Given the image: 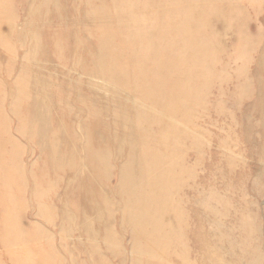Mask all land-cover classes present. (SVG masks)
Here are the masks:
<instances>
[{"label":"rangeland","instance_id":"obj_1","mask_svg":"<svg viewBox=\"0 0 264 264\" xmlns=\"http://www.w3.org/2000/svg\"><path fill=\"white\" fill-rule=\"evenodd\" d=\"M0 1V37L3 36L0 40V191H2L0 193L1 198H5L4 201L0 198L2 200V202L0 200V264H109L108 261L110 264H135V261L137 264H149L151 261L153 262L150 264H264V0ZM203 19L204 21H202ZM139 21L140 23H137ZM49 33L50 36H47ZM66 34L69 42L66 40ZM53 36H55V40ZM48 37L52 41L49 42ZM50 43H53L54 47ZM62 59L63 61H61ZM101 67L104 68L102 73H100ZM111 69L121 75L117 83L109 78L112 74ZM28 70L30 71L28 72ZM167 70L168 72H166ZM110 81L115 87L111 88L107 85L110 84ZM127 81L128 83H126ZM121 84L124 88L129 85L127 88L130 89L123 90V87H118ZM18 89H23L27 93L23 90L17 91ZM22 92L26 94H22ZM118 93L120 94L118 95ZM121 93L123 94L121 95ZM29 94L32 95L29 96ZM37 95H39L38 98L43 97L41 101H36ZM141 95L144 100L142 97L140 99ZM31 97L35 99L31 100ZM145 98L148 99V102ZM18 100L21 103L18 104ZM30 101L35 103L34 106ZM62 101L64 102L62 103ZM39 103L42 105L40 106ZM43 103L44 105L47 103V105L42 110L39 109L44 112L40 114L36 105L41 108L44 107ZM111 104L113 105L111 106ZM15 105H19L18 108ZM258 106H261V109ZM161 107H164V110H161ZM19 108H21L20 111ZM35 109L39 112L36 113ZM44 110H50L49 112L52 113L49 116L48 112ZM30 111L32 113H29ZM46 113L49 118L45 115ZM30 114L31 116L34 114V116L31 117ZM38 114L41 115L39 117L41 119L38 118ZM43 114L47 118H44ZM121 116L123 118L120 120ZM35 117L39 119V122L38 119H33L34 122L30 121ZM130 117L132 119L128 120ZM137 117L141 120H138ZM147 117H149L148 121ZM43 119H47L46 123ZM48 119L51 123H47ZM35 122L36 124H34ZM135 122L140 123L139 126ZM46 124L50 125L46 127ZM117 125H120L119 129ZM171 125L172 127H170ZM42 127L44 132H42ZM56 127H59L60 139L58 136V140H55L57 139L55 136L58 135ZM47 128L48 130H46ZM29 129L33 131L32 134ZM66 130L69 134L65 133ZM106 130H109L108 133ZM40 131L41 134H39ZM114 131L117 135L114 134ZM82 133H84L83 137L80 136ZM61 134L64 137L66 134V137H63L64 140ZM113 135L118 136L114 139L115 141ZM34 137L38 139L34 140ZM67 138L70 140L68 141ZM79 138H81V142ZM120 138L122 142L119 143ZM54 140L55 143H53ZM37 142H40L41 145ZM59 142H61L60 145ZM143 142H147V144ZM67 143L69 144L68 148L65 147ZM75 143L76 146H74ZM113 143L120 145L118 144L119 146L116 148ZM50 145L53 147L51 148ZM49 146L51 150L55 149L54 152L47 149ZM165 147L166 149H164ZM117 149L119 153L116 155ZM126 151L132 152L130 155L128 154V159ZM70 152L77 156L76 160H73L75 156ZM88 152H90L89 158L87 157ZM141 152H143L142 155ZM51 153L50 157L47 156ZM69 154L72 155V160ZM53 155L55 156L53 157ZM62 156L64 159L61 158ZM101 156H104V159ZM86 157L87 159H85ZM96 157L102 158V161ZM181 157L184 160L181 161ZM51 158L52 161L54 160L53 162ZM68 159L76 163H70L71 161ZM92 159L93 161L96 159L95 162ZM108 160L112 162L107 164ZM129 160L130 164L126 166ZM97 161L99 162L97 163ZM121 161H125V163H121ZM112 163L113 167H111ZM66 164L68 167H72H70L71 170L66 168ZM123 164L125 167L132 165V169L124 167L125 170L121 167ZM150 164L152 165L150 166ZM74 165L77 166L74 167ZM107 165L110 169L106 171L104 169L107 168ZM56 166L57 170H55ZM169 168L172 169L169 170ZM40 169L42 170L40 171ZM44 169L45 174H43ZM66 170L67 172H65ZM49 172L54 174L51 175ZM99 172L101 173L100 180ZM167 172L177 173V176L170 173L169 176H166ZM87 173L89 178H87ZM161 173L165 175L160 176ZM42 174L44 177L47 175V180H44V177L41 180ZM137 175H140L141 178ZM23 176L24 178H22ZM50 176L53 178L52 180ZM153 176L162 178L159 181L160 178L155 180ZM179 177H182L180 182L178 181ZM35 178L41 181H37ZM170 178L174 179L175 184L174 181L171 183ZM34 179L36 182L33 183ZM68 179L72 180L71 185L73 184V186H70ZM93 180L94 183H97L94 184ZM144 180L146 183L142 184L141 182ZM154 180L156 183L153 182ZM130 182H133V185ZM44 183L45 187H43ZM134 183L136 189L141 188L142 195H144H141L138 201H131L130 197L131 193L135 191ZM97 184H99V189H96L98 188ZM156 184L158 185L156 186ZM113 188H116V191ZM128 188L131 193L127 197ZM149 189H153L152 191L155 193L153 195L157 196L156 199L148 200L149 197H154L152 191L147 192ZM54 192H56L55 195ZM2 193L6 194L2 196ZM67 193H69L68 197ZM9 194L14 198L8 197ZM36 194L39 195V198ZM59 196L62 199L58 198ZM124 199L125 201L127 199L128 202H125ZM37 200L42 201L44 206H41L42 202ZM113 200L120 202L116 203ZM147 201H151L150 204ZM167 201L169 202L167 203ZM123 202L125 205H122ZM132 202H134V208L137 209L136 212L138 210L145 211L142 208H146V213L149 209L150 213H146L149 216L146 218L142 213V218L135 219L136 217L131 213L132 208H130L133 207ZM140 202L143 204L141 205ZM36 203H39L40 206ZM164 203L169 205L163 207ZM46 204L48 205L46 206ZM104 206H109V208L106 209ZM119 206L122 207L119 208ZM43 207L46 209L44 210ZM225 207L229 208V212ZM155 208L157 209L155 210ZM123 209L126 211L123 212ZM181 209H185L184 212ZM114 210L115 213L110 212ZM174 210H179V212L175 214ZM109 212L114 217V221L108 215ZM44 213L46 216H43ZM130 213V221L135 219L134 223L129 222L127 218ZM170 213L172 215H169ZM183 213L185 214L183 215ZM178 214L181 216L179 217ZM48 215L52 217L51 222H49ZM176 215L178 219L175 217ZM13 216L16 219H11ZM65 219H69L68 224ZM172 220L175 221H173L175 224L170 223ZM247 220L251 221L247 222ZM105 221L111 223V226L106 223L107 227L109 226L107 230H103L106 227ZM245 221L250 223V226ZM113 222L114 224H112ZM131 223L135 224L134 227ZM169 224H173L174 227L172 228ZM88 225L92 226H89L90 230L87 229ZM78 226H84L87 232H83V227L80 229ZM135 226H137V231ZM110 227L113 228V231ZM130 228L132 232H130ZM251 228L254 230H249ZM109 229L112 234H110V239L115 236L116 243L113 241L114 239L110 241L109 236L105 237L107 234L109 235ZM124 229L126 230L124 231ZM91 230L94 237L88 234ZM245 230L248 232H243ZM148 233L149 235H147ZM103 234L105 235L102 236ZM248 234L250 235L248 236ZM178 236L181 243H178ZM161 237L169 238V240H163ZM183 238L185 243L182 244ZM153 239L160 243L153 242L155 245L151 244ZM161 241H165V244L164 242L161 244ZM186 242L189 244L188 248ZM131 244L135 247H132ZM157 244L158 247H156ZM229 245H233L232 249L235 246L236 248L231 250ZM94 246L100 249H96ZM159 248L161 249L159 250ZM94 249L96 250L94 251ZM101 253L103 258L99 255Z\"/></svg>","mask_w":264,"mask_h":264},{"label":"bare ground","instance_id":"obj_2","mask_svg":"<svg viewBox=\"0 0 264 264\" xmlns=\"http://www.w3.org/2000/svg\"><path fill=\"white\" fill-rule=\"evenodd\" d=\"M2 1H3V0H2ZM0 2H1V1H0ZM97 2H98V1H97ZM132 2H133V1H132ZM139 2H141V0H140ZM137 3H138V2H137ZM99 6H100V4H99ZM162 7H163V6H162ZM186 8H187V7H186ZM55 9H57V8H55ZM114 9H115V8H114ZM179 9H180V8H179ZM179 9H178V10H179ZM187 9H188V8H187ZM137 10H138V9H137ZM143 10H144V9H143ZM128 11H130V10H128ZM131 11H132V10H131ZM196 11H197V10H196ZM71 12H72V11H71ZM118 12H120V11H118ZM121 12H122V11H121ZM212 12H213V11H212ZM114 13H115V12H114ZM123 13H124V11H123ZM129 13H130V12H129ZM195 13H196V12H195ZM132 14H133V13H132ZM134 14H135V13H134ZM138 14H139V13H138ZM143 14H144V12H143ZM123 15H124V14H123ZM128 15H129V14H128ZM147 15H150V14H147ZM64 16H65V15H64ZM70 16H71V15H70ZM126 16H127V15H126ZM129 16H131V15H129ZM136 16H137V15H136ZM222 16H223V15H222ZM71 17H72V16H71ZM140 17H141V16H140ZM156 17H157V16H156ZM159 17H160V16H159ZM178 17H179V16H178ZM123 18H125V17H123ZM131 18H132V17H131ZM92 19H93V18H92ZM125 19H126V18H125ZM125 19H124V20H125ZM128 19H129V18H128ZM132 19H133V18H132ZM132 19H131V20H132ZM135 19H136V17H135ZM139 19H140V18H139ZM153 19H154V18H153ZM178 19H179V18H178ZM50 20H51V19H50ZM54 20H55V19H54ZM137 20H138V19H137ZM171 20H172V19H171ZM45 21H46V20H45ZM63 21L65 22V19H64ZM165 21H166V20H165ZM198 21H199V20H198ZM202 21H204V19H203ZM57 22H58V21H57ZM147 22H148V21H147ZM181 22H182V21H181ZM134 23H135V22H134ZM134 23H133V24H134ZM137 23H140V21L137 22ZM137 23H136V24H137ZM64 24H65V23H64ZM64 24H62V25H64ZM92 24H93V22H92ZM133 24H132V25H133ZM141 24H142V23H141ZM155 24H156V23H155ZM55 25H56V24H55ZM58 25H59V24H57V26H58ZM197 25H198V24H197ZM53 26H54V25H53ZM57 26H56V27H57ZM69 26H70V25H69ZM182 26H183V24H182ZM61 27H62V26H61ZM143 27H145V26H143ZM176 27H177V26H176ZM185 27H186V25H185ZM58 28H59V26H58ZM99 28H100V27H99ZM192 28H193V27H192ZM59 29H60V28H59ZM63 29H64V26H63ZM95 29H96V28H95ZM182 29H183V28H182ZM48 30H49V29H48ZM60 31H61V30H60ZM64 31H65V30H64ZM168 31H169V30H168ZM188 32H189V31H188ZM99 34H100V33H99ZM189 34H190V33H189ZM189 34H187V35H189ZM66 35H67V34H66ZM177 35H178V34H177ZM0 36H1V35H0ZM47 36H50V33H49V35L47 34ZM194 36H195V35H194ZM2 37H3V36H2ZM2 37H0V40H2ZM53 37H54L53 39L55 40V36H53ZM62 37H64V36L62 35ZM66 37H67L66 40L68 41V40H69L68 35H67ZM69 37H70V36H69ZM157 37H158V36H157ZM234 37H236V36H234ZM29 38H30V37H29ZM48 38H49V37H48ZM186 39H187V38H186ZM189 39H190V38H189ZM48 40H49V42L52 41V40H50V38H49ZM226 40H227V39H226ZM29 42H30V41H29ZM43 42H44V41H43ZM49 42H48V43H49ZM68 42H69V41H68ZM166 42H167V41H166ZM44 43H45V42H44ZM48 43H47V44H48ZM195 43H196V42H195ZM50 44L53 45V43H50ZM171 44H172V43H171ZM176 44H177V43H176ZM182 44H183V43H182ZM184 44H185V42H184ZM28 45H29V44H28ZM30 45H31V44H30ZM67 45H68V44H67ZM69 45H70V44H69ZM165 45H167V44H165ZM197 45H198V44H197ZM48 46H49V45H47V47H48ZM192 46H193V45H192ZM194 46H195V45H194ZM246 46H247V44H246ZM53 47H54V45H53ZM164 47H165V46H164ZM30 48H31V47H30ZM48 48H49V47H48ZM216 49H218V48H216ZM27 50H28V49H27ZM45 50H47V49H45ZM48 50H49V49H48ZM52 51H54L53 48H52ZM165 51H166V50H165ZM219 51H220V50H219ZM27 52H29V50H28ZM31 52H32V51H31ZM44 52H45V51H44ZM48 52H49V51H48ZM58 52H59V51H58ZM182 52H184V51L182 50ZM41 53H43V51H41ZM64 53H66V52H64ZM44 54H45V53H44ZM58 54H59V53H58ZM60 54H61V53H60ZM66 54H67V53H66ZM214 54H215V53H214ZM36 55H37V54H36ZM45 55H46V54H45ZM54 55H55V54H54ZM61 55H62V54H61ZM59 56H60V55H59ZM67 56H68V54H67ZM65 57H66V56H65ZM68 57H69V56H68ZM41 58H43V57H41ZM51 58H53V57H51ZM55 58H56V57H55ZM63 58H64V57H63ZM195 58H196V57H195ZM32 59H33V58H32ZM46 59H47V57H46ZM59 59H60V58H59ZM43 60H44V59H43ZM48 60H49V59H48ZM57 60H58V59H57ZM66 60H67V57H66ZM203 60H204V62H205V59H204V58H203ZM34 61H35V60H34ZM61 61H63V59H62ZM61 61H60V62H61ZM217 61H218V60H217ZM37 62H38V61H37ZM43 62H44V61H43ZM57 62H58V61H57ZM170 62H171V61H170ZM63 63H64V62H63ZM206 63H207V62H206ZM212 63H213V62H212ZM206 65H207V64H206ZM215 65H216V64H215ZM162 67H163V66H162ZM204 68H205V67H204ZM207 68H208V67H207ZM162 69H163V68H162ZM162 69H161V70H162ZM167 69H168V68H167ZM208 69H209V68H208ZM103 70H104V68L101 67V68H100V73H102ZM29 71H30V70H28V72H29ZM111 72H112V74H111V76H110L109 78H110L112 81H114V83H117L118 80H119V78H121V75L117 74V72H116L115 70H113V69H111ZM166 72H168V70H167ZM210 72H211V71H210ZM222 74H223V73H222ZM161 76H162V74H161ZM220 76H221V75H220ZM201 77H202V76H201ZM70 78H71V77H70ZM109 78H108V79H109ZM211 78H212V77H211ZM110 79H109V80H110ZM202 79H203V77H202ZM209 79H210V78H209ZM241 79H242V78H241ZM127 80H128V78H127ZM160 80H161V79H160ZM211 80H212V79H211ZM208 81H209V80H208ZM208 81H207V82H208ZM62 82H63V81H62ZM64 82H65V81H64ZM86 82H87V81H86ZM88 82H89V81H88ZM124 82H125V81H124ZM126 83H128V81H127ZM158 83H159V82H158ZM65 84H66V83H65ZM123 84H124V83H123ZM123 84H121V86H118V85H117V86L121 88V87H123V86H122ZM129 84H130V83H129ZM63 85H64V84H63ZM107 85H108L109 87H111V88L115 87L111 81H110V84H107ZM110 85H112V86H110ZM115 85H116V84H115ZM158 85H159V84H158ZM208 85H209V84H208ZM89 86H90V85H89ZM127 86L129 87V85H127ZM127 86H126L125 88L123 87V90H124V89H125V91H126V90H129L130 88H127ZM130 86H131V85H130ZM159 86H160V85H159ZM21 88H22V87H21ZM66 88H67V86H66ZM66 88H65V89H66ZM72 88H74V87L72 86ZM87 88H88V87H87ZM62 89H63V87H62ZM65 89H64V91H66ZM116 89H117V88H116ZM21 90H23V89H21ZM21 90L18 89L17 91H21ZM72 90H73V89H72ZM88 90H91V89H88ZM186 90H187V87H186ZM204 90H205V88H204ZM256 90H257V89H256ZM23 91H25V90H23ZM25 92H26V91H25ZM134 92H135V91H134ZM178 92H179V91H178ZM23 93H24V92H22V94H23ZM26 93H27V92H26ZM26 93H24V94H26ZM67 93H68V92H67ZM127 93H128V92H127ZM129 93H130V92H129ZM144 93H145V92H144ZM186 93H187V92H186ZM255 93H256V92H255ZM82 94H84V93H82ZM115 94H116V93H115ZM119 94H120V93H118V95H119ZM122 94H123V93H121V95H122ZM139 94H140V93H139ZM176 94H177V93H176ZM31 95H32V94H31ZM31 95L29 94V96H31ZM33 95H34V94H33ZM42 95H43V94H42ZM42 95H41V96H42ZM46 95H47V94H46ZM91 95H92V94H91ZM96 95H97V94H96ZM121 95H120V96H121ZM137 95H138V94L136 93V96H137ZM144 95H145V94H144ZM144 95H143V96H144ZM186 95H187V94H186ZM204 95H205V94H204ZM207 95H208V94H207ZM209 95H211L210 92H209ZM34 96H35V95H34ZM34 96H33V97H34ZM38 96H39V95H37V98H38ZM64 96H65V95H64ZM45 97H46V96H45ZM91 97H95V96H91ZM121 97H123V96H121ZM141 97H142V95L140 96V99H141ZM151 97H152V96H151ZM162 97H163V96H162ZM186 97H188V96H186ZM189 97H190V96H189ZM31 98H32V97H31ZM42 98H43V97H42ZM42 98H38V99H36V101H37V100H40V101H41ZM49 98L52 99L51 97H49ZM71 98H72V95H71ZM71 98H70V99H71ZM98 98H99V97H98ZM100 98H101V97H100ZM100 98H99V99H100ZM124 98H125V97H124ZM134 98H135V97H134ZM136 98L138 99L139 97H136ZM192 98H193V97H192ZM21 99H22V98H21ZM33 99H35V98H32L31 100H33ZM44 99H45V98H44ZM46 99H47V98H46ZM64 99H65V98H64ZM66 99H67V98H66ZM125 99H127V98H125ZM140 99H139V100H140ZM142 99L144 100L143 97H142ZM145 99H146V98H145ZM207 99H208V98H207ZM147 100H148V99H146V102H148ZM162 100H163V98H162ZM162 100H161V101H162ZM233 100H234V99H233ZM259 100H260V98H259ZM40 101H39V102H40ZM43 101H44V100H43ZM48 101L50 102V100H47V102H48ZM51 101H52V100H51ZM67 101H68V100H67ZM69 101H70V100H69ZM87 101H88V100H87ZM149 101H150V100H149ZM159 101H160V100H159ZM161 101H160V102H161ZM203 101H204V100H203ZM248 101H249V100H248ZM250 101H251V100H250ZM30 102H31V101H30ZM33 102H35V101H33ZM37 102H38V101H37ZM63 102H64V101H62V103H63ZM93 102H94V100H93ZM151 102H153V100H151ZM151 102H150V103H151ZM155 102H157V101H155ZM252 102H253V101H252ZM19 103H21L20 100H18V104H19ZM98 103H99V102H98ZM234 103H236V102H234ZM258 103H261V102H258ZM32 104H33V106H34L35 103H32V102H31V105H32ZM71 104H72V103H71ZM133 104H134V103H133ZM155 104H157V103H155ZM159 104H160V103H159ZM261 104H262V103H261ZM22 105H23V104H22ZM31 105H30V106H31ZM39 105H40V103H39ZM39 105H38V107H37V105H36V108H37L38 110H39V109L42 110V108H45V107H46L45 105H47V103H45V105H44V103H43L44 107H41V108L39 107ZM41 105H42V104H41ZM41 105H40V106H41ZM48 105H49V104H48ZM72 105H73V104H72ZM87 105H88V104H87ZM93 105H94V104H93ZM100 105H101V104H100ZM112 105H113V104H111V106H112ZM165 105H166V104H165ZM171 105H172V104H171ZM244 105H245V104H244ZM248 105H250V104H248ZM251 105H252V104H251ZM255 105H256V104H255ZM257 105H258V104H257ZM18 106H19V105H18ZM18 106L15 105L16 108H18ZM95 106H97V105H95ZM101 106H102V105H101ZM117 106H118V105H117ZM136 106H137V104H136ZM157 106H159V105H157ZM167 106H168V105H167ZM65 107H67V106H65ZM98 107H99V106H98ZM132 107H134V106H132ZM144 107L146 108V106H144ZM144 107H143V108H144ZM185 107H186V106H185ZM250 107H252V106H250ZM258 107H260V109H261V106H258ZM16 108H15V109H16ZM47 108L49 109V107H47ZM63 108H64V107H63ZM71 108H72V107H71ZM107 108H108V106H107ZM172 108H174V107H172ZM218 108H219V107H218ZM247 108H248V106H247ZM20 109H21V108H19L18 110L20 111ZM33 109H34V107H33ZM33 109H32V110H33ZM37 109H35V112L37 113V112L40 111V114H42L41 112H43V111H41V110L38 111ZM74 109H75V108H74ZM102 109H103V108H102ZM108 109H109V108H108ZM146 109H147V108H146ZM148 109H149V108H148ZM165 109H166V107H165ZM183 109H184V108H183ZM185 109H186V108H185ZM187 109H188V108H187ZM258 109H259V108H258ZM36 110H37V111H36ZM75 110H76V109H75ZM75 110H73V111H75ZM77 110H78V109H77ZM87 110H88V109H87ZM106 110H107V109H106ZM136 110H137V109H136ZM161 110H164V107H163V108L161 107ZM19 111H18V112H19ZM44 111H45V112H48L49 116H50V113H52V112H49L50 110H49V111H48V110H47V111L44 110ZM62 111H63V110H62ZM70 111H71V110H70ZM121 111H122V110H121ZM123 111H124V110H123ZM138 111H140V110H138ZM149 111L152 112V110H149ZM171 111H172V110H171ZM254 111H255V110H254ZM15 112H17V111H15ZM66 112H67V111H66ZM78 112H79V111H78ZM126 112H127V111H126ZM166 112H167V111H166ZM261 112H262V111H261ZM261 112H260V113H261ZM29 113H32V112L30 111ZM33 113H34V112H33ZM36 113H35V114H36ZM43 113H44V112H43ZM67 113H68V112H67ZM75 113H76V112H75ZM112 113H113V112H112ZM142 113H144V112H142ZM142 113H141V114H142ZM153 113H154V112H153ZM168 113H170V112H168ZM180 113H181V112H180ZM183 113H184V112H183ZM219 113H220V112H219ZM263 113H264V110H263ZM263 113H262V114H263ZM26 114H27V113H26ZM61 114H62V112H61ZM63 114H64V111H63ZM105 114H107V113H105ZM119 114H120V113H119ZM122 114H123V113H121V115H122ZM144 114H145V113H144ZM176 114H177V113H176ZM253 114H254V113H253ZM20 115H21V114H20ZM38 115H39V114H38ZM43 115H44V114H43ZM45 115L47 116V113H46ZM45 115L43 116L44 118L46 117ZM79 115H80V114H79ZM123 115H124V114H123ZM151 115H152V113H151ZM222 115H223V114H222ZM30 116H31V114H30ZM32 116H34V114H32ZM32 116H31V117H32ZM35 116L37 117V115H35ZM40 116H41V115H39L38 118H39ZM65 116H66V114H65ZM75 116H77V115H75ZM119 116H120V115H119ZM140 116H141V115H140ZM147 116H148V115H147ZM180 116H181V115H180ZM194 116H195V115H194ZM31 117H30V118H31ZM36 117H35V118H32L30 121H33V119H38V118H36ZM47 117H48V116H47ZM47 117H46V118H47ZM62 117H63V116H62ZM68 117H69V116H68ZM77 117H78V116H77ZM131 117H132V116H131ZM131 117H130V119H128V120H131V119H132ZM150 117H151V116H150ZM48 118H49V117H48ZM60 118H61V117H60ZM69 118H70V117H69ZM96 118H97V117H96ZM121 118H123V117L121 116V117H120V120H121ZM137 118H138V117H137ZM147 118H148V119H146V120L148 121V120H149V117H147ZM151 118H153V117H151ZM39 119H41V118H39ZM39 119H38V122H39ZM61 119H62V118H61ZM75 119H76V118H75ZM80 119H81V117H80ZM180 119H181V117H180ZM46 120H47V119H46ZM46 120L43 119L44 122H45ZM62 120H63V119H62ZM62 120H61V121H62ZM138 120H141V119L138 118ZM187 120H188V119H187ZM35 121H37V120H35ZM40 121H42V120H40ZM95 121H96V120H95ZM132 121H133V120H132ZM136 121H137V120H136ZM33 122H34V121H33ZM48 122H49V119H48L47 123H48ZM57 122H58V121H57ZM77 122H78V121H77ZM81 122H82V124H84L82 120H81ZM87 122H89V121H87ZM137 122H138V121H137ZM137 122H135V123L138 124ZM139 122H140V121H139ZM141 122H142V121H141ZM164 122H165V121H164ZM45 123H46V122H45ZM49 123H51V121H50ZM55 123H56V122H55ZM61 123H62V122H61ZM120 123H121V122H120ZM142 123H143V122H142ZM142 123H141V124H142ZM151 123H152V121H151ZM165 123H166V122H165ZM34 124H36V122H35ZM34 124H33V125H34ZM97 124H98V123H97ZM121 124H122V123H121ZM130 124H131V123H130ZM132 124H133V123H132ZM136 124H135V125H136ZM139 124H140V123H139ZM139 124H138V126H139ZM145 124H146V123H145ZM33 125H31L32 128L35 126V125H34V126H33ZM46 125H47V124H46ZM48 125H50V124H48ZM48 125H47L46 127H48ZM56 125H57V124H56ZM56 125H55V126H56ZM63 125H64V124H63ZM63 125H62V126H63ZM75 125H77V124H75ZM80 125H81V124H80ZM99 125H100V124H99ZM169 125H170V124H169ZM64 126H65V125H64ZM78 126H79V124H78ZM78 126H77V127H78ZM87 126H88V125H87ZM90 126H91V125H90ZM100 126H101V125H100ZM117 126H118L117 128L119 129V126H120V125H117ZM132 126H133V125H132ZM132 126H131V127H132ZM136 126H137V125H136ZM166 126H167V125H166ZM43 127H45V126H43ZM43 127H42V129H43L42 132H44V128H43ZM59 127H60V126H59ZM59 127H58V128H59ZM65 127H66V126H65ZM73 127H74V126H73ZM77 127H76V128H77ZM85 127H86V126H85ZM94 127H95V126H94ZM96 127H97V126H96ZM129 127H130V126H129ZM140 127H141V126H140ZM140 127H139V128H140ZM146 127H147V126H146ZM170 127H172V125H171ZM170 127H169V128H170ZM28 128H29V127H28ZM58 128L56 127L55 129H58ZM63 128H64V127H63ZM71 128H72V127H71ZM81 128H82V126H81ZM81 128H80V129H81ZM101 128H102V126H101ZM139 128H137V129H139ZM30 129H31V127H30ZM30 129H29V131H30V133L32 134L33 131L30 130ZM33 129L36 130V128H33ZM42 129H41V130H42ZM60 129H61V128H60ZM64 129H65V128H64ZM64 129H63V130H64ZM66 129H67V128H66ZM73 129H74V128H73ZM80 129H79V130H80ZM122 129H123V127H122ZM124 129H125V128H124ZM127 129H128V128H127ZM164 129H165V126H164ZM38 130H39V129H38V127H37V131H36L37 134H38ZM46 130H48V128H47ZM49 130H50V129H49ZM63 130H62V132H63ZM71 130H72V129H71ZM77 130H78V128H77ZM82 130H83V128H82ZM101 130H102V129H101ZM113 130H114V129H113ZM134 130H135V128H134ZM26 131H28V130H26ZM29 131H28V133H29ZM50 131H51V130H50ZM74 131H75V130H74ZM80 131H81V130H80ZM80 131H79V132H80ZM84 131H85V130H84ZM106 131H107V133H108L109 130H106ZM106 131H105V134H106ZM119 131H121V130H119ZM124 131H126V130H124ZM143 131H144V129H143ZM179 131H180V130H179ZM247 131H248V130H247ZM56 132H58V135L55 136V135L57 134V133H56L54 136L57 138V139H55V140H58L59 129H58ZM64 132H65V131H64ZM151 132H152V130H151ZM181 132H182V131H181ZM45 133H46V132H45ZM65 133H68V131L66 130ZM80 133H81V132H80ZM84 133H85V132H84ZM84 133H82L80 136H82V135L84 136ZM118 133H119V132H118ZM121 133H122V132H121ZM138 133H139V132H138ZM33 134H34V133H33ZM39 134H41V131H40ZM62 134H63V133H62ZM62 134H61V136H62ZM68 134H69V133H68ZM77 134H78V133H77ZM86 134H87V133H86ZM110 134H111V133H110ZM114 134H116L115 131H114ZM150 134H151V133H150ZM168 134H169V132H168ZM231 134H232V133H231ZM34 135H35V134H34ZM47 135H48V134H47ZM49 135H51V134H49ZM49 135H48V136H49ZM63 135H64V134H63ZM78 135H79V134H78ZM94 135H95V134H94ZM108 135H109V134H108ZM108 135H107V136H108ZM116 135H117V134H116ZM145 135H146V134H145ZM250 135H251V133H250ZM32 136H33V135H32ZM37 136H39V135H37ZM67 136H68V135H67ZM76 136H77V135H76ZM83 136H82V137H83ZM113 136H114V135H113ZM118 136H119V134H118ZM118 136H117V137H118ZM122 136H125V135H122ZM137 136H139V135L137 134ZM140 136H141V135H140ZM147 136H148V135H147ZM149 136H150V135H149ZM149 136H148V137H149ZM151 136H152V135H151ZM231 136H232V135H231ZM46 137H47V136H46ZM63 137H64V136H62V139L64 140V138L66 137V134H65V137H64V138H63ZM70 137H71V136H70ZM85 137H87V136H85ZM97 137H98V136H97ZM117 137L114 136L113 140L116 139ZM128 137H129V135H128ZM135 137H136V134H135ZM162 137H163V136H162ZM168 137H169V136H168ZM34 138H35V137H34ZM47 138H49V137H47ZM51 138H52V137H51ZM51 138H50V139H51ZM68 138H69V137H68ZM68 138H67V140H68ZM123 138H124V137H123ZM126 138H127V137H126ZM126 138H125V139H126ZM138 138H139V137H138ZM141 138H142V137H141ZM154 138L157 139V137H154ZM154 138H153V140H154ZM229 138H230V137H229ZM32 139H33V138H32ZM36 139H38V138H35L34 140H36ZM39 139L42 141L41 137H39ZM52 139H53V138H52ZM59 139H60V136H59ZM62 139H61V140H62ZM79 139H80V142H81V138H79ZM96 139H97V138H96ZM96 139H95V140H96ZM109 139H110V138H109ZM231 139H232V138H231ZM231 139H230V140H231ZM235 139H236V138H235ZM34 140H33V141H34ZM40 140H38V141H40ZM48 140H49V139H48ZM55 140H54V142H53V141H49V142H53V143H55ZM69 140H70V139H69ZM69 140H68V141H69ZM82 140H85V139L82 138ZM129 140H130V139H129ZM153 140H152V141H153ZM158 140H159V139H158ZM160 140H161V138H160ZM164 140H165V139H164ZM171 140H172V139H171ZM171 140H170V141H171ZM232 140H233V139H232ZM31 141H32V140H31ZM41 141H40V142H41ZM68 141H64V142H68ZM74 141H75V139H74ZM114 141H115V140H114ZM118 141H119V143L122 142L121 138H120V140H118ZM130 141H131V140H130ZM143 141H144V140H143ZM154 141H155V140H154ZM156 141H157V140H156ZM35 142H36V141H35ZM40 142H37V143L40 144ZM45 142H46V140H45ZM61 142H62V141H61ZM61 142H59V145H60ZM127 142H128V141H127ZM141 142H142V141H141ZM150 142H151V141H150ZM234 142H235V141H234ZM234 142H233V144H234ZM53 143H52V144H53ZM72 143H73V142H72ZM78 143H79V142H78ZM92 143H93V142H92ZM108 143H109V142H108ZM119 143H118V144H119ZM125 143H126V142H125ZM125 143H124V144H125ZM128 143H129V142H128ZM138 143L140 144V142H138ZM143 143L147 144V142H143ZM156 143H157V142H156ZM160 143H161V142H160ZM39 144H38V145H39ZM49 144H51V143H49ZM82 144H83V143H82ZM105 144H106V143H105ZM109 144H110V143H109ZM113 144H115V143H113ZM118 144H115L114 146H116V148H118V146L120 145V144H119V145H118ZM131 144H132V143H131ZM153 144H154V143H153ZM157 144H158V143H157ZM260 144H261V143H260ZM260 144H259V145H260ZM262 144H263V143H262ZM1 145H2V144H1ZM40 145H41V144H40ZM53 145H54V144H53ZM62 145H63V142H62ZM68 145H69V144L67 143L65 147L68 148V147H69ZM94 145H95V142H94ZM107 145H108V144H107ZM127 145H128V144H127ZM148 145H149V144H148ZM45 146H46V145H45ZM50 146H51V148L53 147L52 145H50ZM50 146H49L48 148H47V147H46V148L49 150V149H50ZM74 146H76V143H75ZM82 146H83V145H82ZM92 146H93V144H92ZM122 146H123V145H122ZM262 146H263V145H262ZM262 146H261V147H262ZM43 147H44V146H43ZM43 147H41V148H43ZM54 147H55V146H54ZM80 147H81V146H80ZM128 147H129V146H128ZM156 147H157V146H156ZM179 147H180V146H179ZM58 148L60 149V147H58ZM87 148H88V147H87ZM130 148H132V147H130ZM149 148H150V147H149ZM153 148H154V147H152V149H153ZM157 148H158V147H157ZM162 148H163V147H162ZM176 148H177V147H176ZM250 148H251V146H250ZM74 149H75V148H74ZM76 149H77V151H78V148H76ZM82 149H83V148H82ZM152 149H151V152H152ZM164 149H166V147H165ZM179 149H180V148H179ZM263 149H264V148H263ZM50 150H51V149H50ZM53 150H55V149H53ZM53 150H51V151H53ZM56 150H57V149H56ZM64 150H65V149H64ZM66 150H67V149H66ZM71 150H72V149H71ZM89 150H90V149H89ZM111 150H113V149L111 148ZM111 150H110V151H111ZM114 150H115V149H114ZM120 150H121V149H120ZM129 150H130V149H129ZM132 150H133V149H132ZM153 150H154V149H153ZM155 150H157V149L155 148ZM180 150H181V149H180ZM180 150H179V151H180ZM183 150H184V149H183ZM58 151H59V150H58ZM82 151H84V149H83ZM116 151H118V149H117ZM122 151H123V147H122ZM148 151H149V150H148ZM12 152H13V150H12ZM43 152H44V151H43ZM46 152H48V151H46ZM53 152H54V151H53ZM53 152H52V153H53ZM55 152L57 153V151H55ZM73 152H74V151H73ZM86 152H87V150H86ZM126 152H128V151H126ZM154 152H155V151H154ZM154 152H153V153H154ZM163 152H164V151H163ZM163 152H162V154H163ZM168 152H170L169 149H168ZM182 152H183V151H182ZM49 153H50V151H49ZM52 153H51V154H47V156L49 155V157H50V155H52ZM81 153H83V152H81ZM84 153H85V152H84ZM112 153H113V152H112ZM117 153H119V151L116 152V155H117ZM131 153H132V152H130V153H129V152L126 153V154H127V155H126L127 159H128V156H129ZM142 153H143V152H141V155H142ZM155 153H156V152H155ZM261 153H262V152H261ZM263 153H264V152H263ZM12 154H13V153H12ZM15 154H16V153H15ZM58 154H59V153H58ZM64 154H65V152H64ZM70 154H72V153L70 152ZM70 154H69V157L71 156L70 159L72 160V155H73L74 153H73L72 155H70ZM89 154H90V152H88L87 157L89 156ZM92 154H93V153H92ZM92 154H91V155H92ZM121 154H122V153H121ZM128 154H129V155H128ZM135 154H136V152H135ZM146 154H148V153H146ZM160 154H161V153H160ZM173 154H175V153H173ZM180 154H182V153H180ZM56 155H57V154H56ZM62 155H63V154H62ZM76 155H78V154L76 153ZM83 155L86 156L85 154H83ZM98 155H99V154H98ZM101 155H102V154H101ZM106 155H107V154H106ZM110 155H111V154H110ZM110 155H109V156H110ZM164 155H167V154L164 153ZM54 156H55V155H53V157H54ZM58 156H59V155H57V157H58ZM63 156H64V155H63ZM63 156L61 157L62 159H64ZM73 156H75V155H73ZM79 156H80V155H79ZM79 156H78V158H79ZM92 156H93V155H92ZM107 156H108V155H107ZM111 156H112V155H111ZM119 156H120V155H119ZM119 156H118V157H119ZM131 156H132V155H131ZM151 156H152V155H151ZM154 156H155V155H154ZM177 156H179V155L177 154ZM261 156H262V154H261ZM263 156H264V155H263ZM263 156H262V157H263ZM11 157H12V155H11ZM51 157H52V156H51ZM57 157H56V159L60 158V157H58V158H57ZM67 157H68V156H67ZM87 157H86L85 159H87ZM101 157L103 158L104 156H101ZM113 157L115 158V156H113ZM113 157H111V158H113ZM116 157H117V156H116ZM126 157H125V159H126ZM13 158H14V157H13ZM41 158H42V157H41ZM75 158H77V156H75L73 160H76ZM88 158H89V157H88ZM93 158H94V157H93ZM96 158H99V160L102 161V158H101V159H100V157H96ZM152 158H154V157H152ZM169 158H170V159H173V158H171V157H169ZM177 158H179V157H177ZM49 159H50V158H49ZM70 159H68V160L71 161ZM81 159H82V158H81ZM103 159H104V158H103ZM105 159L107 160L108 158H105ZM116 159H117V158H116ZM118 159H119V158H118ZM142 159H143V156H142ZM166 159H167V158H166ZM263 159H264V158H263ZM16 160H17V159H16ZM46 160H48V159H46ZM79 160H80V158H79ZM95 160H96V159H94V161H93V159H92L93 162H95ZM119 160H120V159H119ZM143 160H144V159H143ZM143 160H142V161H143ZM161 160H162V159H161ZM168 160H169V159H168ZM176 160L178 161L179 159H176ZM180 160L182 161V160H184V159H182V157H181ZM14 161H15V160H14ZM51 161H52V158H51ZM53 161H54V160H53ZM53 161H52V162H53ZM58 161H59V160H58ZM58 161H56V162H58ZM60 161L62 162V160H60ZM65 161H66V160H65ZM80 161H81V160H80ZM87 161H88V160H87ZM87 161H86V163H87ZM89 161H91V160H89ZM104 161H105V160H104ZM127 161H128V160H127ZM174 161H175V160H174ZM10 162H11V161H10ZM35 162H37V161H35ZM43 162H44V161H43ZM48 162H49V161H48ZM63 162H64V161H63ZM72 162H74V161H71L70 163H72ZM98 162H99V161H97V163H98ZM106 162H107V161H106ZM111 162H112V161H111ZM111 162L108 160L107 164H108V163L110 164ZM113 162H114V161H113ZM122 162L125 163V161H121V163H122ZM160 162H161V161H160ZM58 163H59V162H58ZM64 163H65V162H64ZM67 163H68V162H67ZM74 163H76V162H74ZM74 163H73V164H74ZM97 163H96V164H97ZM101 163H102V162H101ZM149 163H151V162H149ZM173 163H174V162L172 161V164H173ZM177 163H178V162H177ZM52 164H53V163H52ZM62 164H63V163H62ZM68 164H69V163H68ZM82 164H83V163H82ZM82 164H79V165H82ZM99 164H100V163H99ZM127 164H130V160H129L128 163H126V166H127ZM135 164H136V161H135ZM172 164H171V165H172ZM33 165H35V167L37 166L36 164H33ZM38 165H39V164H38ZM42 165H44V164H42ZM55 165H56V164H55ZM57 165H59V164H57ZM69 165H70V164H69ZM79 165H78V166H79ZM87 165H88V164H87ZM104 165H106V164L104 163ZM119 165H121V164H119ZM119 165H118V166H119ZM123 165H124V164H123ZM123 165H122L121 167L124 168L125 165H124V166H123ZM151 165H152V164H150V166H151ZM10 166H11V165H10ZM17 166H19V165H17ZM75 166H77V165H74V167H75ZM100 166H102V165L100 164ZM173 166H174V164H173ZM173 166H172V168H173ZM19 167H20V166H19ZM19 167H18V168H19ZM37 167H38V166H37ZM40 167H41V166H40ZM47 167H48V166H47ZM51 167H52V166H51ZM59 167H60V166H59ZM70 167H71V166H70ZM70 167H68L67 164H66V168H69V169H70ZM93 167H94V166H93ZM111 167H113V163H112V166H111ZM130 167H131V169H132V165H130V166H128V167H125V168L127 169V168H130ZM135 167H136V165H135ZM145 167H146V165H145ZM48 168L50 169V167H48ZM52 168H53V167H52ZM57 168H58V167L56 166V169H55V170H57ZM71 168H72V167H71ZM77 168H78V167H77ZM80 168H81V167H80ZM89 168H90V166H89ZM119 168H120V167H119ZM125 168H124V169H125ZM165 168H168V167H165ZM172 168H169V170H171ZM45 169H46V168H45ZM45 169H44V173L42 172L43 174H45ZM62 169L64 170V167H63ZM74 169H75V168H74ZM85 169H86V167H85ZM94 169H95V168H94ZM98 169H99V168H98ZM108 169H110V168H109V166L107 165V168L104 169V170L107 171ZM120 169H121V168H120ZM126 169H125V170H126ZM146 169H147V167H146ZM175 169H176V168H175ZM25 170H26V169H25ZM41 170H42V169H40V171H41ZM60 170H61V169H60ZM63 170H62V171H63ZM70 170H71V169H70ZM91 170H92V169H91ZM95 170L97 171V169H95ZM122 170H123V169H122ZM164 170H168V169H164ZM169 170H168V171H169ZM85 171H87V170H85ZM96 171H95V173H96ZM100 171H101V167H100ZM120 171H121V170H120ZM127 171H128V170H127ZM130 171H131V170H130ZM136 171H137V170H136ZM141 171H142V170H141ZM158 171H159V170H158ZM175 171H176V170H175ZM24 172H25V171H24ZM33 172H34V169H33ZM60 172H61V171H60ZM65 172H67V170H66ZM76 172H77V171H76ZM91 172H94V171H91ZM138 172H140V171L138 170ZM144 172H145V171H144ZM162 172H163V170H162ZM171 172H172V171H171ZM171 172H167L168 175L166 174V176H169V173H170L171 175L174 174V172H173V173H171ZM179 172H180V171H179ZM179 172H178V173H179ZM34 173H35V172H34ZM49 173H50V172H49ZM55 173H56V172H55ZM62 173H63V172H62ZM62 173H61V175H62ZM108 173H111V172L108 171ZM120 173H121V172H120ZM124 173H125V172H124ZM159 173H160V172H159ZM159 173H158V175H159ZM181 173H183V172H181ZM24 174H26V173H24ZM43 174H42V177L40 176V177H41V180H42V178L44 177ZM50 174H51V173H50ZM53 174H54V173H52L51 175H53ZM92 174H94V173H92ZM125 174H126V173H125ZM135 174H136V173H135ZM151 174H152V173H151V171H150V175H151ZM5 175H7V174H5ZM20 175H21V173H20ZM31 175L33 176V174H31ZM40 175H41V174H40ZM57 175H58V174H57ZM64 175H65V174H64ZM99 175H100V178H99L98 176H97V177H98L99 180H100V179H101V173H100V172H99ZM109 175H110V174H109ZM109 175H108V176H109ZM140 175H141V174H140ZM140 175H137V176L139 177ZM142 175H143V174H142ZM150 175H149V176H150ZM162 175H165V174H162V173H161L160 176H162ZM171 175H170V176H171ZM178 175H179V174H178ZM180 175H181V174H180ZM18 176H19V175H18ZM38 176H39V175H38ZM46 176H47V175H46ZM46 176L43 178L44 180L46 179ZM94 176H95V175H94ZM94 176H93V177H94ZM102 176H105V175H102ZM135 176H136V175H135ZM160 176H159L158 178H156L155 176H153V177H154L155 180H157V179L160 178ZM174 176H177V173L174 174ZM174 176H173V178H174ZM26 177H27V176H26ZM50 177H51V176H50ZM58 177H59V176H58ZM79 177H80V176H79ZM79 177H78V178H79ZM142 177H143V176H142ZM144 177H145V175H144ZM3 178H6V177L3 176ZM3 178H2V180H3ZM18 178H19V177H18ZM22 178H24V176H23ZM32 178H33V177H32ZM32 178H31V179H32ZM47 178H49V177H47ZM61 178H62V177L60 176V179H61ZM87 178H89L88 173H87ZM95 178H96V177H95ZM103 178H104V177H103ZM107 178H109V177H107ZM126 178H127V177H126ZM130 178H131V177H130ZM134 178H135V177H134ZM140 178H141V176H140ZM161 178H162V177H161ZM161 178L159 179V181L161 180ZM163 178H164V177H163ZM168 178H169V177H168ZM171 178H172V177H171ZM171 178H170V179H171ZM179 178H180V180H178V181H179V182L182 181V180H181L182 177H179ZM20 179H21V176H20ZM35 179H37V178H35ZM35 179H34V181L32 180L33 183L36 182ZM50 179L52 180L53 178L51 177ZM56 179H57V178H56ZM56 179H55V180H56ZM76 179H77V177H76ZM104 179H105V178H104ZM109 179H110V178H109ZM143 179H144V178H143ZM41 180H38V179H37V181H41ZM46 180H47V179H46ZM51 180H50V181H51ZM55 180H54V181H55ZM69 180H70V179H68L67 181L70 182V186H73V184L71 185L72 180H71V181H69ZM112 180H113V179H112ZM118 180H119V179H118ZM120 180H121V179H120ZM120 180H119V181H120ZM132 180H133V179H132ZM132 180H131V181H132ZM146 180H147V179H146ZM155 180H154L153 182H155ZM171 180H172V181H171ZM171 180H170V181H171V183H172V182L174 181V179H171ZM5 181H6V179H5ZM61 181H62V180H61ZM75 181H77V180H75ZM75 181H74V182H75ZM95 181H96V180H95ZM103 181L105 182V180H103ZM107 181H108V180H107ZM138 181H139V180H138ZM144 181H145V180H144ZM144 181L141 182V183H142V184H143V183H146V181H145V182H144ZM166 181H167V180H166ZM170 181H169V182H170ZM9 182H10V181H9ZM16 182H18V181H16ZM42 182H43V181H42ZM58 182H59V180H58ZM58 182H57V183H58ZM65 182H66V180H65ZM65 182H64V183H65ZM78 182H80V181H78ZM88 182H90V181H88ZM133 182H134V180H133ZM133 182H130V183L132 184ZM176 182H177V179H176ZM184 182H185V181H184ZM3 183H4V181H3ZM21 183H22V182H21ZM57 183H56V184H57ZM66 183H67V182H66ZM75 183H76V182H75ZM93 183H94V180H93ZM96 183H97V182H96ZM96 183H94V184H96ZM101 183H102V182L100 181V184H101ZM107 183H108V182H107ZM109 183H110V182H109ZM115 183H116V182H115ZM122 183H123V182H122ZM122 183H121V184H122ZM136 183H137V182H136ZM155 183H156V182H155ZM155 183H154V187H155ZM162 183H163V182H162ZM53 184H54V183H53ZM142 184H140V185H142ZM160 184H161V183H160ZM166 184H167V183H166ZM174 184H175V181H174ZM44 185H46V184L44 183V184H43V187H45ZM54 185H55V184H54ZM58 185H59V184H58ZM58 185H57V186H58ZM92 185H93V184H92ZM92 185H91V186H92ZM98 185H99V184H97L96 186L98 187ZM106 185H107V184H106ZM106 185H105V186H106ZM119 185H120V183H119ZM119 185H118V186H119ZM132 185H133V184H132ZM157 185H158V184H156V186H157ZM162 185H164V183H163ZM171 185H172V184H171ZM36 186H37V184H36ZM40 186H42L41 183H40ZM100 186H102V185H100ZM105 186H104V187H105ZM130 186H131V185H130ZM134 186H135V183H134ZM20 187H21V189H22V186H20ZM31 187H32V185H31ZM34 187H35V185H34ZM37 187H39V186H37ZM59 187H60V185H59ZM109 187H110V186H109ZM113 187H114V186H113ZM127 187H128V186H127ZM131 187H132V186H131ZM138 187H140L139 184H138ZM142 187H143V185H142ZM160 187H161V186H160ZM257 187H259V186H257ZM2 188H3V187H2ZM5 188H6V187H5ZM40 188H41V187H40ZM51 188H53V187H51ZM71 188H72V187H71ZM99 188H100V187H98V188H96V189H99ZM155 188H156V187H155ZM157 188H158V187H157ZM10 189H11V188H10ZM13 189H14V188H13ZM48 189H49V188H48ZM61 189H62V188H61ZM65 189H66V185H65ZM67 189H68V188H67ZM73 189H75V188H73ZM96 189H95V191H96ZM113 189H114V188H113ZM115 189H116V188H115ZM115 189H114V190H115ZM130 189L133 190V188H130ZM1 190H3V189H1ZM6 190H7V189H6ZM57 190H58V189H57ZM63 190H64V189H63ZM101 190H102V189H101ZM124 190L127 191L126 189H124ZM124 190H123V191H124ZM128 190H129V188H128ZM134 190H135V191H134L133 193H131V192H130L131 190H129V193H126L127 195H126V194H125V195L128 197V195L131 193L132 196H130V197L132 198V200H131V199H130V200H131V201H133V200L138 201L139 198L141 197L143 191L141 190V188H137V189H136V186H135V189H134ZM144 190H145V186H144ZM152 190H153V189H151V190L149 189V191H147V192L149 193V192L152 191ZM42 191H43V190H42ZM115 191H116V190H115ZM115 191H114V192H115ZM123 191H122V193L124 194L125 191H124V192H123ZM0 192H2V191H0ZM3 192H6V191L3 190ZM37 192H38V191H37ZM37 192H35V193H37ZM48 192H49V191L47 190V193H48ZM102 192H103V191H102ZM102 192H101V193H102ZM105 192H106V191H105ZM117 192H118V191H117ZM145 192H146V191H145ZM7 193H8V190H7ZM10 193H11V191H10ZM43 193H44V192H43ZM43 193H42V194H43ZM103 193H104V192H103ZM110 193H111V192H110ZM153 193H154V191H152V195H153ZM5 194H6V193H5ZM5 194H4V195H5ZM13 194H14V193H13ZM48 194H49V193H48ZM55 194H56V192H54V195H55ZM62 194H63V193H62ZM62 194H60V195H62ZM68 194H69V193H67V197H68ZM96 194L98 195V192H97ZM106 194H107V193H106ZM111 194H114V193H111ZM4 195H3V193H2V196H4ZM36 195H38V194H36ZM54 195H53V196H54ZM75 195H76V194H75ZM104 195H105V194H104ZM104 195H103V196H104ZM115 195H116V194H115ZM154 195H155V193H154ZM154 195H153V196H154ZM11 196H12V195H11ZM11 196H10V194L8 195V197H11ZM119 196H120V195H119ZM142 196H144V195H142ZM150 196H151V194H150ZM8 197H7V198H8ZM14 197H15V194H14ZM14 197H11V198L13 199ZM44 197H45V196H44ZM98 197H100V196H98ZM113 197H114V195H113ZM130 197H129V198H130ZM155 197H157V196H154V197H151V198L149 197L148 200H150V199H152V198H155ZM0 198H1V193H0ZM38 198H39V195H38ZM38 198H37V199H38ZM58 198H61V197L59 196ZM110 198H112L111 195H110ZM1 199L4 201L5 198H1ZM1 199H0V200H1ZM42 199H43V198H42ZM47 199H48V198H47ZM61 199H62V198H61ZM81 199H82V198H81ZM155 199H156V198H155ZM2 200H1V202H2ZM85 200H86V199H85ZM99 200H101V199L99 198ZM108 200H110V199H108ZM128 200H129V199H128ZM145 200H146V199H145ZM7 201H9V200H7ZM37 201H40V200H37ZM66 201H68L67 198H66ZM114 201H116V203L118 202L117 200H113V202H114ZM122 201H123V198H122ZM124 201H125V199H124ZM126 201H127V199H126ZM126 201H125V202H126ZM131 201H130V202H131ZM135 201H134V202H135ZM41 202H42V201H40V203H41ZM49 202H51V201L49 200ZM61 202H62V201H61ZM61 202H60V203H61ZM108 202L110 203V201H108ZM119 202H120V201H119ZM119 202H118V203H119ZM125 202H123L124 204L122 203V205H125ZM127 202H128V201H127ZM130 202H129V203H130ZM134 202H132V204H131L132 206H133V203H134ZM147 202L149 203V202H151V201H147ZM152 202H153V201H152ZM160 202H161V201H160ZM168 202H169V201H167V203H168ZM11 203H12V202H11ZM45 203H47V202H45ZM79 203H80V202H79ZM81 203H82V202H81ZM140 203H141V205L143 204L142 202H140ZM144 203H146V202H144ZM167 203H164V204H163V207H164V205H165V206H168L169 204L167 205ZM3 204H5V203L3 202ZM36 204H37V203H36ZM36 204H35V205H36ZM42 204H43V202H42ZM42 204H41V206H44V204H43V205H42ZM48 204H49V203H48ZM48 204H46V206H47ZM110 204H111V203H110ZM110 204H109V205H110ZM112 204H115V203H112ZM137 204H138V203H137ZM149 204H150V203H149ZM151 204H152V203H151ZM18 205H19V204H18ZM37 205L40 206L39 203H38ZM60 205H61V204H60ZM69 205H71V204H69ZM81 205H82V204H81ZM104 205H105V204H104ZM107 205H108V204H107ZM146 205H147L148 207L151 206V205H148V204H146ZM50 206H51V205H50ZM67 206H68V205H67ZM128 206H129V205H128ZM158 206H159V203H158ZM158 206H157V207H158ZM226 206H227V205H226ZM13 207L16 208L15 206H13ZM18 207H19V206H18ZM69 207H70V206H69ZM104 207H106V206H104ZM107 207L109 208V206H107ZM107 207H106V209H108ZM121 207H122V206H121ZM121 207L119 206V208H121ZM142 207H143V206H142ZM145 207H146V206H145ZM151 207H152V206H151ZM151 207H150V208H151ZM161 207H162V206H161ZM163 207H162V208H163ZM228 207H229V206H228ZM230 207H231V205H230ZM37 208H38V207H37ZM77 208H78V207H77ZM127 208H128V207H127ZM130 208H132L131 213H132V215H134V216L136 217L135 219H137V217L140 218L141 215H142V213L145 214V215L143 214L144 217L149 216V214L146 215V213H148V212L150 213V211H149L148 208H147L148 211H147L146 213H145L146 208H142V209H145V211H142V212H140L139 210L136 212L137 209L134 208V206H133V207H130ZM140 208H141V207H140ZM152 208H153V207H152ZM152 208H151V210H152ZM166 208H167V207H166ZM225 208H226V207H225ZM39 209H40V207H39ZM43 209L45 210L46 207H45V208L43 207ZM68 209H69V208H68ZM80 209H81V208H80ZM125 209H126V208H125ZM156 209H157V208H155V210H156ZM177 209H179V208H177ZM226 209H227V208H226ZM228 209H229V208H228ZM228 209H227V211L229 212ZM111 210H112V209H111ZM116 210H117V208H116ZM120 210H121V209H120ZM126 210H127V209H126ZM126 210L123 209V212L126 211ZM128 210L130 211L129 208H128ZM128 210H127V211H128ZM155 210H153V211L155 212ZM181 210H182V209H181ZM184 210H185V209H184ZM184 210H182V211L184 212ZM38 211H39V210H38ZM40 211H42V209H40ZM69 211H70V210H69ZM79 211H80V210H79ZM81 211H82V209H81ZM175 211H176V210H174V213H175V214H176L177 212H179V210L176 211V212H175ZM182 211H180V212H182ZM227 211H226V213H228ZM106 212H108V211H106ZM110 212H111V213H115V210H114V211H110ZM110 212H109L108 215L111 214ZM230 212H231V211H230ZM39 213H40V212H39ZM42 213H43V211H42ZM45 213H46V212H45ZM45 213H44V214H45ZM73 213H74V212H73ZM78 213H79V212H78ZM78 213H75V214H78ZM127 213H129V212H127ZM131 213H130V215H129L127 218H128V220H129V222H133V223H134L135 219H134V221H130ZM139 213H141V214H139ZM47 214H48V213H47ZM49 214H50V213H49ZM69 214L72 215V213H69ZM69 214H68V215H69ZM75 214H74V216H75ZM155 214H156V213H155ZM172 214H173V212H172ZM172 214L170 213L169 215H172ZM184 214H185V213H183V215H184ZM151 215L153 216L154 214H151ZM178 215H179V217L181 216V214H178ZM188 215H189V214H188ZM43 216H46V214L43 215ZM48 216H49V215H48ZM54 216H55V215H54ZM59 216H60V215H59ZM79 216H80V214H79ZM110 216H111V215H110ZM110 216H109V217H110ZM113 216H114V215H113ZM124 216H125V215H124ZM126 216H127V215H126ZM143 216H142V217H143ZM49 217H50V216H49ZM49 217H48V218H49ZM76 217H77V215H76ZM76 217H75V218H76ZM90 217H91V216H90ZM109 217H108V218H109ZM132 217H133V216H132ZM142 217H141V218H142ZM175 217H177V215H176ZM187 217H188V216H187ZM254 217H255V216H254ZM13 218H14V216L11 217V219H13ZM75 218H73V219L75 220ZM111 218H113L112 220L114 221V217L111 216ZM125 218H126V217H125ZM127 218H126V219H127ZM146 218H147V217H146ZM154 218H156V217H154ZM183 218H184V217H183ZM14 219H16V218H14ZM44 219H45V217H44ZM49 219H50L49 222H51V221H52V220H51L52 217H50ZM69 219H70V218H69ZM69 219H68V220H69ZM73 219H72V220H73ZM79 219H80V218H79ZM106 219H107V217H106ZM122 219H123V217H122ZM177 219H178V217H177ZM180 219H181V218H180ZM180 219H179V220H180ZM186 219H187V218H186ZM243 219H244V218H243ZM65 220H66V223H67L68 220H67V219H65ZM84 220H85V219H84ZM107 220H108V219H107ZM107 220H106V221H107ZM112 220H111V222H112ZM131 220H132V218H131ZM187 220H188V219H187ZM82 221H83V220H82ZM106 221H105V226H106V227H105L104 224H103V227H105V228H103V230H104V229L107 230V229L109 228V226L107 227V224L111 226V223L109 224V223L106 222ZM121 221H123V220H121ZM125 221H126V220H125ZM173 221H174V220H172L170 223H174V222H175V221H174V222H173ZM181 221H182V220H181ZM250 221H251V220H247V222H250ZM254 221H255V220H254ZM254 221H253V222H254ZM12 222H13V221H12ZM16 222L18 223V221H16ZM16 222H15V223H16ZM47 222H48V221H47ZM73 222H74V221H73ZM73 222H72V223H73ZM75 222H76V221H75ZM126 222H127V221H126ZM53 223H54V220H53ZM99 223H100V222H99ZM106 223H107V224H106ZM133 223H131V225L134 227L135 224H133ZM137 223H139V222H137ZM141 223H142V222H141ZM161 223H162V222H161ZM239 223H240V222H239ZM245 223H246V221H245ZM50 224H51V223H50ZM67 224H68V223H67ZM88 224H89V223H88ZM90 224H91V223H90ZM112 224H114V222H113ZM127 224H128V223H127ZM174 224H175V223H174ZM246 224H247V225L249 224V226H250V223H246ZM246 224H245V225H246ZM252 224H253V223H252ZM18 225H19V224H18ZM72 225H73V224H72ZM122 225H123V223H122ZM129 225H130V224H129ZM131 225H130V226H131ZM140 225H141V224H140ZM163 225H164V224H163ZM163 225H162V226H163ZM166 225H167V224H166ZM170 225H171L172 228L174 227V226H172L173 224H169V226H170ZM177 225H178V224H177ZM179 225H180V222H179ZM181 225H182V224H181ZM239 225H241V224H239ZM247 225H246V226H247ZM253 225H254V224H253ZM253 225H252V226H253ZM16 226H17V224H16ZM19 226H20V225H19ZM66 226H68V225H66ZM73 226H74V225H73ZM89 226H91V225H88V228H87V226H85V227H86L87 229H89ZM159 226H160V224H159ZM169 226H168V227H169ZM252 226H251V227H252ZM6 227H7V226H6ZM8 227H9V226H8ZM68 227H69V226H68ZM70 227H71V226H70ZM70 227H69V228H70ZM74 227H75V226H74ZM78 227H80V229L83 227V228H82L83 232H87V231H86L87 229H85L84 226H82V227H81V226H78ZM91 227H92V226H91ZM112 227L114 228L115 226H112ZM136 227H137V226H135V230L137 229ZM147 227H148V226H147ZM157 227H158V225H157ZM179 227H180V226H179ZM181 227H182V226H181ZM62 228H63V227H62ZM113 228L111 229V227H110V229H111L112 231H113ZM118 228H119V227H118ZM123 228H124V225H123ZM131 228H132V227H131ZM131 228H130V232H132V231H131ZM148 228H149V227H148ZM176 228H177V227H176ZM255 228H256V227H255ZM75 229H76V228H75ZM75 229H74V230H75ZM90 229H91V228H90ZM90 229H89V230H90ZM110 229L108 230L109 235L107 234V236H105V237H108V236H109V239H110V234H111V233H110V231H111ZM132 229H133V228H132ZM144 229H145V228H144ZM156 229H157V228H156ZM184 229H185V228H184ZM243 229H244V228H243ZM252 229H253V228H251V229H249V230H252ZM8 230H9V229H8ZM70 230H71V229H70ZM77 230H79V229H77ZM84 230H85V231H84ZM98 230H99V229H98ZM125 230H126V229H124V231H125ZM138 230H139V226H138ZM150 230H151V229H150ZM153 230H154V229H153ZM160 230H163V229H160ZM246 230H247V229H246ZM246 230L243 231V232H248V231H246ZM253 230H254V229H253ZM255 230H256V229H255ZM101 231H102V230H101ZM136 231H137V230H136ZM139 231H140V230H139ZM182 231H183V230H182ZM72 232H73V231H72ZM91 232H93V231L91 230L90 233L88 232V234H91V235H92ZM105 232H106V231H105ZM134 232H135V231H134ZM134 232H133V233H134ZM143 232H144V231H143ZM151 232H152V231H151ZM155 232H156V231H155ZM155 232H154V233H155ZM158 232H159V231H158ZM160 232H161V231H160ZM174 232H175V231H174ZM253 232H254V231H253ZM97 233H98V232H97ZM99 233H100V232H99ZM106 233H107V232H106ZM112 233H113V232H112ZM135 233H137V232H135ZM135 233H134V235H135ZM146 233H147V232H146ZM156 233H157V232H156ZM113 234H115V233H113ZM116 234H117V233H116ZM119 234H120V233H119ZM166 234L168 235L167 232H166ZM173 234H174V233H173ZM86 235H87V234H86ZM91 235H90V237H91ZM104 235H105V234H103L102 236H104ZM111 235H112V234H111ZM123 235H124V234H123ZM132 235H133V234H132ZM143 235H144V233H143ZM147 235H149V233H148ZM158 235H160V234H158ZM169 235H170V234H169ZM171 235H172V234H171ZM181 235H182V233H181ZM183 235H184V234H183ZM185 235H186V234H185ZM249 235H250V234H248V236H249ZM20 236H22V235L20 234L19 237H20ZM88 236H89V235H88ZM124 236H125V235H124ZM179 236H180V235H179ZM179 236H178V237H179ZM186 236H187V235H186ZM245 236H246V235H245ZM92 237H94V233H93ZM96 237H97V235H96ZM111 237H112V236H111ZM114 237H115V236H114ZM114 237L111 238V239L113 240ZM120 237H121V236H120ZM136 237H137V234H136ZM151 237H152V236H151ZM154 237H155V236H154ZM165 237H166V235H165ZM169 237H170V236H169ZM178 237H177V238H178ZM180 237H182V236H180ZM180 237L178 238V239H179V242H178V243H181V242H180ZM183 237L186 238L185 236H183ZM20 238H21V237H20ZM88 238H89V237H88ZM134 238H135V237H134ZM134 238H133V239H134ZM161 238H162L163 240H165V239L169 240V238H165V239H164L163 237H161ZM174 238H176V237H174ZM184 238H183L182 244H183V242L185 243ZM249 238H250V237H249ZM96 239H97V238H96ZM111 239H110V241H111ZM133 239H131V241H133ZM142 239H143V238H142ZM146 239H147V238H146ZM146 239H144V240H146ZM158 239L160 240V238H158ZM162 239H161V240H162ZM107 240H108V239H107ZM116 240H117V239H116ZM181 240H182V239H181ZM187 240H188V239H187ZM191 240H192V239H191ZM244 240H245V239H244ZM257 240H258V239H257ZM94 241H95V240H94ZM94 241H89V242H94ZM113 241L115 242V239H114ZM113 241H112V242H113ZM245 241H246V240H245ZM89 242H88V243H89ZM118 242H119V241H118ZM145 242H146V241H145ZM153 242H156V241L153 239V240L151 241V244H152ZM163 242H164V244H165V241H163ZM163 242L161 241V244H162ZM95 243H96V242H95ZM115 243H116V242H115ZM131 243H133V242H131ZM149 243H150V242H149ZM149 243H148V244H149ZM156 243L159 244L160 241H159V242H156ZM166 243H167V241H166ZM186 243H187V242H186ZM192 243H193V242H192ZM233 243H234V242H233ZM233 243H230V244H233ZM247 243H248V240H247ZM153 244L155 245V243H153ZM158 244H157L156 247H158ZM164 244H163V245H164ZM167 244H168V243H167ZM131 245H132V247H133V246L135 247V245H133V244H131ZM187 245H189V244L187 243L186 246H187ZM233 245H234V244H233ZM233 245H231V246H233ZM87 246L90 247L89 244H87ZM97 246H98V245H97ZM142 246H143V245H142ZM151 246H152V245H151ZM160 246H161V245H160ZM231 246L229 245L230 248H231ZM94 247H95V246H94ZM148 247L151 249L150 246H148ZM161 247L164 249L163 246H161ZM182 247H183V245H182ZM95 248L98 249L99 247H98V248L95 247ZM137 248H138V246H137ZM166 248H167V246H166ZM168 248H169V247H168ZM187 248H188V246H187ZM189 248H190V247H189ZM234 248H236V246L233 247V249L231 248V250H234ZM88 249H89V248H88ZM90 249L92 250V248H90ZM96 249H94V251H95ZM99 249H100V248H99ZM143 249H144V248H143ZM160 249H161V248H159V250H160ZM163 249H162V250H163ZM169 249H170V248H169ZM85 250H86V249H85ZM147 250H148V248H147ZM162 250H161V251H162ZM164 250H165V249H164ZM185 250H186V249H185ZM98 251H99V250H98ZM134 251H135V250H134ZM142 251H143V250H142ZM144 251H145V250H144ZM101 252H102V251H101ZM138 252H139V255H140V254H141V253H140V250H139ZM152 252H153V251H152ZM163 252L165 253V251H163ZM166 252H167V251H166ZM169 252H170V250H169ZM232 252H233V251H232ZM247 252H248V251H247ZM90 253H91V252H90ZM181 253H182V252H181ZM189 253H190V250H189ZM245 253H246V252H245ZM166 254H167V253H166ZM190 254H191V253H190ZM232 254H233V253H232ZM99 255L103 258L102 253L99 254ZM103 255H104V254H103ZM134 255H135V254H134ZM167 255H168V254H167ZM177 255H178V253H177ZM243 255H244V254H242V256H243ZM135 256H136V255H135ZM242 256H241V257H242ZM88 257H89V256H88ZM88 257H87V259H88ZM243 257H244V256H243ZM89 258H91V257H89ZM136 258H138V257H136ZM136 258H135V259H136ZM144 258H145V257H144ZM252 258H253V257H252ZM255 258H256V257H255ZM141 259H142V258H141ZM107 260H109V259H107ZM136 260H137V259H136ZM143 260H144V259H143ZM147 260H148V259H147ZM256 260H257V258H256ZM89 261H90V260H89ZM149 261H151V260H149ZM93 262H94V261H93ZM151 262H153V261H151ZM151 262H149V264H150ZM91 263H92V262H91ZM108 263L110 264L109 261H108ZM138 263H139V261H138ZM245 263H246V261H245ZM89 264H90V263H89ZM111 264H112V263H111ZM135 264H137L136 261H135ZM139 264H140V263H139ZM152 264H153V263H152ZM154 264H155V263H154ZM241 264H242V263H241Z\"/></svg>","mask_w":264,"mask_h":264}]
</instances>
